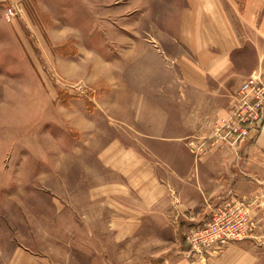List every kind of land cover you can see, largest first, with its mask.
<instances>
[{
    "label": "rangeland",
    "instance_id": "374dc122",
    "mask_svg": "<svg viewBox=\"0 0 264 264\" xmlns=\"http://www.w3.org/2000/svg\"><path fill=\"white\" fill-rule=\"evenodd\" d=\"M5 1L0 264H9L15 249L17 264H110L103 263L110 246L118 264H128L129 249L142 251L146 239L107 231L129 223L110 206L108 187L128 179L118 182L128 196L122 206L141 211L143 201L186 179L206 189L197 178L214 182L221 166L205 167L225 161L224 175L235 181L218 178L212 186L249 198L252 236L234 239L241 230L233 227L217 246L203 244L194 254L186 236L198 227L190 228L183 255L201 263L251 240L264 256V185L251 196L254 187L239 181L246 178L240 143L214 131L242 83L261 72L250 85L264 92V0ZM206 38L217 47L202 44Z\"/></svg>",
    "mask_w": 264,
    "mask_h": 264
},
{
    "label": "crops",
    "instance_id": "0c3cea01",
    "mask_svg": "<svg viewBox=\"0 0 264 264\" xmlns=\"http://www.w3.org/2000/svg\"><path fill=\"white\" fill-rule=\"evenodd\" d=\"M12 1L17 2V0ZM5 5L6 1L0 0V8H3ZM208 41L211 42L208 43ZM203 42L202 44L204 45L208 44V46L213 47L214 45L215 48L217 47L212 42V39L206 38L203 39ZM195 46H197V44H195ZM239 151V156L244 161L242 165L239 161H236V163L239 162L238 166H242L241 169H244L246 178L238 179L239 181L243 180L245 185L247 184L248 191L252 190L253 186L256 191L254 192L253 190L251 196L254 197L256 195L255 197H258L257 193L259 192L257 189L259 186L264 185V125L254 142L250 143L244 141L240 143ZM221 164L222 165L211 163L205 167L210 169L214 168V171H216V169L221 166L222 173L217 171V177L213 178L214 182L218 178H223L222 181H235L234 174L230 173L229 175H224L223 169H228L229 167L227 164L229 163L225 161V163ZM256 172L258 174H256ZM124 180H126L125 183H128V179L125 178ZM124 180L117 179V185L108 187L111 192L109 198L111 199L110 206L113 208L115 207L117 213H119V210L123 211L121 214H125V216L129 218V223L121 224L120 226H118V224L107 225L109 227L107 231L116 233L115 231L117 230H123L127 232L125 236L122 237L125 238V240H135L138 237V240H140L142 236L146 239L145 242H147V238H150L149 240H155L157 243V245L154 243V245L151 246L149 243L146 244L142 240V251L136 252L135 249L134 253V248L129 249L124 259L128 264H185L183 261H186V264H192L189 263L187 257L183 255L187 249V245L184 242L186 232L190 228L194 229L200 226L203 220L207 218L211 206L220 203L222 200L225 201L239 197L232 194L231 191L220 195L217 189L212 186L214 183L213 181H206V178L202 180V177L199 176L196 182L200 185L207 183L209 186H207L206 189H198L193 180L189 181V179H182L185 181L179 182L182 186H180L178 190L177 187L173 186V191H164L154 201L148 200L147 203L143 201V205L141 204V211H136L122 206L123 200L125 199L124 197L128 196L123 190H120L123 186H119L118 182ZM168 180H170V177ZM168 180L165 185L170 187L173 181L171 182ZM256 186L258 187L256 188ZM127 189L129 190V186ZM167 189L170 190V188ZM183 190L189 195L187 198L182 197V193H184ZM183 199H187L188 204L178 205ZM124 202L127 206H131L132 204L128 198H126ZM115 241L117 242L118 238ZM254 242L255 241L246 240L233 243L223 254L209 257L206 261L201 263L196 262L195 264H264V256L261 254V251H258L260 245ZM108 244L111 245V241ZM115 249L116 247L114 246L109 247L108 254L110 260L105 259L103 263L118 264L121 262L117 257L111 255L114 251L116 253ZM153 252L159 253L151 254ZM22 258L24 257L21 256V259ZM17 260L19 259H17V249H15L9 257V264H17Z\"/></svg>",
    "mask_w": 264,
    "mask_h": 264
},
{
    "label": "built area",
    "instance_id": "2783aa9c",
    "mask_svg": "<svg viewBox=\"0 0 264 264\" xmlns=\"http://www.w3.org/2000/svg\"><path fill=\"white\" fill-rule=\"evenodd\" d=\"M6 15L11 18L15 16V13L9 8ZM259 73L257 78L252 76L251 80L261 79L262 74ZM251 80L241 84L227 116L222 119L221 123L218 121L222 126L214 127L217 133L223 131L228 143L239 144L252 138L254 140L264 125V92L260 91L259 86L250 85L253 84ZM253 133L255 136H252ZM248 202L249 198L236 197L211 206L207 218L186 236L190 252L196 254L203 244L208 247L217 246L215 243L221 238V233H232L233 227H239L241 230L234 239L251 237L254 226L249 214ZM213 251L216 253L218 250L215 248ZM203 260L206 261L207 258Z\"/></svg>",
    "mask_w": 264,
    "mask_h": 264
},
{
    "label": "bare ground",
    "instance_id": "6f19581e",
    "mask_svg": "<svg viewBox=\"0 0 264 264\" xmlns=\"http://www.w3.org/2000/svg\"><path fill=\"white\" fill-rule=\"evenodd\" d=\"M255 78H257V77H255Z\"/></svg>",
    "mask_w": 264,
    "mask_h": 264
}]
</instances>
